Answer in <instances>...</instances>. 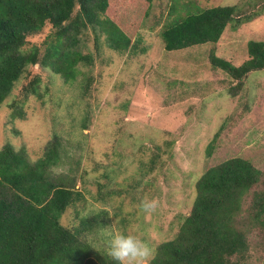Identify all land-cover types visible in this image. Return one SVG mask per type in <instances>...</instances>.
Returning a JSON list of instances; mask_svg holds the SVG:
<instances>
[{
  "label": "rangeland",
  "instance_id": "obj_1",
  "mask_svg": "<svg viewBox=\"0 0 264 264\" xmlns=\"http://www.w3.org/2000/svg\"><path fill=\"white\" fill-rule=\"evenodd\" d=\"M237 5L264 12V0H115L110 16L131 39L129 50L110 49L105 36L98 40L90 30L79 51L92 62L79 65L76 80L31 67L1 105L0 149L25 148L35 162L59 140L55 173L74 178L84 195L62 217L65 226L108 211V226L88 235L98 251L107 252L108 234L119 229L148 244L150 264L191 214L197 182L209 168L244 158L264 173V70L242 86L211 62L213 54L234 66L248 61L249 43L264 41V13L229 26L218 44L169 52L162 40L166 28L189 14ZM51 31L48 25L30 37L25 49L41 46ZM36 76L41 99L24 92ZM257 192H264V177L244 197L238 218L250 244L245 264H264V227L252 219ZM145 200L155 209L145 211Z\"/></svg>",
  "mask_w": 264,
  "mask_h": 264
},
{
  "label": "trees",
  "instance_id": "obj_2",
  "mask_svg": "<svg viewBox=\"0 0 264 264\" xmlns=\"http://www.w3.org/2000/svg\"><path fill=\"white\" fill-rule=\"evenodd\" d=\"M114 1L0 0V108L31 67L50 69L66 83L76 80L79 65L92 62L79 51L83 34L90 30L98 40L105 36L110 49L129 50L131 39L110 16ZM263 13H249L242 5L201 10L171 24L162 40L169 52L218 44L229 26L239 27ZM48 25L52 31L41 46L26 50L28 39ZM248 52L250 58L241 66L215 54L211 62L243 86L249 74L264 70V41H251ZM41 82L36 76L25 94L43 98ZM219 139L220 133L209 143L208 158ZM60 145L56 138L35 162L25 148L7 144L0 149V264H116L88 242L89 234L108 226V211L82 219L75 228L62 223L84 195L75 190L74 178L55 173L62 160ZM263 177L244 158L209 168L197 182L191 214L174 239L159 245L150 264H245L250 244L238 218L244 197ZM253 206V221L264 227V192L254 195Z\"/></svg>",
  "mask_w": 264,
  "mask_h": 264
},
{
  "label": "clouds",
  "instance_id": "obj_3",
  "mask_svg": "<svg viewBox=\"0 0 264 264\" xmlns=\"http://www.w3.org/2000/svg\"><path fill=\"white\" fill-rule=\"evenodd\" d=\"M145 211L154 210L155 202L143 201ZM107 254L116 264H146L152 256V249L138 236L115 229L109 234Z\"/></svg>",
  "mask_w": 264,
  "mask_h": 264
},
{
  "label": "crops",
  "instance_id": "obj_4",
  "mask_svg": "<svg viewBox=\"0 0 264 264\" xmlns=\"http://www.w3.org/2000/svg\"><path fill=\"white\" fill-rule=\"evenodd\" d=\"M166 242H168V241H166ZM163 243H165V242H163Z\"/></svg>",
  "mask_w": 264,
  "mask_h": 264
}]
</instances>
